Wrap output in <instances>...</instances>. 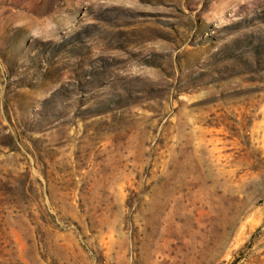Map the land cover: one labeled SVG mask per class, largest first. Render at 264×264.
<instances>
[{
  "label": "rangeland",
  "instance_id": "obj_1",
  "mask_svg": "<svg viewBox=\"0 0 264 264\" xmlns=\"http://www.w3.org/2000/svg\"><path fill=\"white\" fill-rule=\"evenodd\" d=\"M0 264H264V0H0Z\"/></svg>",
  "mask_w": 264,
  "mask_h": 264
}]
</instances>
